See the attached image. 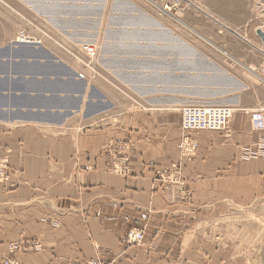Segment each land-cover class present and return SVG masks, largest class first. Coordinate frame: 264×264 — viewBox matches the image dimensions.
<instances>
[{"label":"crops","instance_id":"crops-1","mask_svg":"<svg viewBox=\"0 0 264 264\" xmlns=\"http://www.w3.org/2000/svg\"><path fill=\"white\" fill-rule=\"evenodd\" d=\"M66 2L49 16L100 46L103 78L49 43L0 48V153L15 173L0 191V262L264 264V131L251 122L264 45L253 65L246 31L178 27L142 0H84L83 15ZM185 107L235 112L224 131L196 134L182 162ZM180 163L182 184L156 178ZM225 210L252 225L237 231ZM132 230L141 245L127 244Z\"/></svg>","mask_w":264,"mask_h":264},{"label":"rangeland","instance_id":"rangeland-1","mask_svg":"<svg viewBox=\"0 0 264 264\" xmlns=\"http://www.w3.org/2000/svg\"><path fill=\"white\" fill-rule=\"evenodd\" d=\"M142 1L153 9L156 8L159 13V7H163L166 1L169 2V0ZM81 2L83 3L84 0H70L69 6L72 12L78 9L81 11L78 13L83 15L81 14L84 12L83 8L75 5ZM67 3L66 0H0V48L17 43L22 36L40 41L42 44L49 43L72 61L82 76L94 81L99 80L103 78L100 46L89 39L75 38L74 30L58 28L54 19L49 16L54 13H66ZM173 17L174 25L194 31L198 28L211 34L213 30L217 32L246 31L248 33V63L256 62L258 51L254 46L258 43L263 44L257 33L264 32V0H185L181 8L173 12ZM87 48L93 49L95 55L88 54ZM10 153V150L0 153V159L7 161L8 173L7 179L4 178L0 183V191L7 190L8 186L12 185L11 181L15 174L10 167ZM191 196L189 195V200ZM230 215L236 219L237 231L243 233L245 231L240 227L241 222L247 223L248 227L253 223L248 222V216L243 212L226 210L221 212L223 219ZM225 232L228 233L227 230ZM243 236L237 232L236 239L239 241Z\"/></svg>","mask_w":264,"mask_h":264},{"label":"built area","instance_id":"built-area-1","mask_svg":"<svg viewBox=\"0 0 264 264\" xmlns=\"http://www.w3.org/2000/svg\"><path fill=\"white\" fill-rule=\"evenodd\" d=\"M185 0H169L163 7H159L162 14L173 15L184 4ZM17 43H35L42 45V42L22 36ZM91 56L95 55V51L91 48L86 49ZM235 110L229 107L206 108V107H186L182 111V132L183 137L180 143L181 161H190L196 156L197 142L194 136L203 131H223L225 130L234 115ZM252 127L257 131H264V109L257 110L251 115ZM181 163L174 168L161 167L156 171V178L166 183L182 184ZM8 176L7 161L0 159V183ZM7 179V178H6ZM186 193V192H185ZM189 197L186 193L182 197L183 201ZM145 240L144 230L129 231L126 237L128 245H141ZM17 249V247H16ZM41 246L36 244L35 251H39ZM0 264H21L14 256L3 259ZM87 264H122L117 261L101 262L99 260H90Z\"/></svg>","mask_w":264,"mask_h":264},{"label":"water","instance_id":"water-1","mask_svg":"<svg viewBox=\"0 0 264 264\" xmlns=\"http://www.w3.org/2000/svg\"><path fill=\"white\" fill-rule=\"evenodd\" d=\"M258 36L260 37V39L262 40L263 44H264V32L263 31H258Z\"/></svg>","mask_w":264,"mask_h":264},{"label":"bare ground","instance_id":"bare-ground-1","mask_svg":"<svg viewBox=\"0 0 264 264\" xmlns=\"http://www.w3.org/2000/svg\"><path fill=\"white\" fill-rule=\"evenodd\" d=\"M186 108V107H185ZM183 111V110H182ZM255 130V129H254ZM224 131V130H223ZM257 131V130H256ZM204 132V131H203ZM200 133V132H199Z\"/></svg>","mask_w":264,"mask_h":264}]
</instances>
